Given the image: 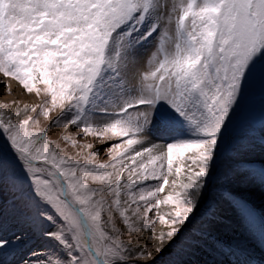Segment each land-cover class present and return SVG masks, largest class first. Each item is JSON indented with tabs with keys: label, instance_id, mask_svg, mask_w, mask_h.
<instances>
[{
	"label": "snow or ice",
	"instance_id": "6c2138e0",
	"mask_svg": "<svg viewBox=\"0 0 264 264\" xmlns=\"http://www.w3.org/2000/svg\"><path fill=\"white\" fill-rule=\"evenodd\" d=\"M0 75V264H264V0H0Z\"/></svg>",
	"mask_w": 264,
	"mask_h": 264
},
{
	"label": "rangeland",
	"instance_id": "374dc122",
	"mask_svg": "<svg viewBox=\"0 0 264 264\" xmlns=\"http://www.w3.org/2000/svg\"><path fill=\"white\" fill-rule=\"evenodd\" d=\"M0 103H5V100H7L6 103H10L11 96L14 94V90L18 89L21 90L22 94L25 96L24 100L25 103L32 104L39 102L38 98L35 97V95H27L22 90V88L18 85L17 82L11 80L10 78H5L2 75H0ZM12 83V84H11ZM10 84V85H9ZM13 85V86H12ZM8 86V88H7ZM18 86V87H17ZM12 89V90H11ZM12 93V94H11ZM6 98V99H5ZM10 98V100H8ZM12 98L17 99V96H13ZM4 100V101H3ZM28 100V101H27ZM34 100L36 102H34ZM13 102V101H12ZM248 115L254 122H259L261 120H264V85L260 83L259 80L253 85L250 93V99L248 101ZM59 116V112H54L51 116V120H55ZM41 127L48 129V135L49 132L52 130H61L57 132V135L52 136V139L50 140L55 141L56 143L60 144V147L65 150L66 154L68 155H75L76 149H73L70 145L66 144L62 137L64 134H66V130H64L62 127H51L50 121H45L41 118ZM68 133H70L73 136H79L80 133H78L74 128L70 126V128L67 130ZM62 134V135H61ZM88 139V138H87ZM86 139L80 140V143H84ZM94 149L101 147L100 141H96L94 138ZM106 158L105 153H101L99 159L103 161ZM256 206V205H255Z\"/></svg>",
	"mask_w": 264,
	"mask_h": 264
},
{
	"label": "bare ground",
	"instance_id": "6f19581e",
	"mask_svg": "<svg viewBox=\"0 0 264 264\" xmlns=\"http://www.w3.org/2000/svg\"><path fill=\"white\" fill-rule=\"evenodd\" d=\"M1 78V77H0ZM1 83V82H0ZM12 84V83H11ZM10 85V84H9ZM13 86V85H12ZM18 87V86H17ZM1 88V87H0ZM7 88H8V86H7ZM2 89V88H1ZM19 89V88H18ZM18 89H15L14 90V94L10 97L11 98V100H10V98L8 99V100H10V103H12V101H15L16 103H18V104H23V103H25L26 101L24 100V98H25V96L22 94V92H20L21 90H18ZM3 90V89H2ZM12 90V89H11ZM12 94V93H11ZM15 97V96H17V99H14V98H12V97ZM6 99V98H5ZM4 101V100H3ZM28 101V100H27ZM5 102H7V100H5ZM34 102H36L35 100H34ZM32 104H33V102H32ZM58 131H61V130H52V131H50L49 132V138H51L52 139V136H55V135H57V132ZM62 135V134H61ZM84 143H93L94 145L96 144V143H94V140H92V138H88V139H86L85 141H84ZM255 207H256V209H257V211L259 212V211H261V210H264V201H261V199L260 198H256V200H255ZM231 228H232V225H231V223L230 222H225V228H224V232H225V234H231Z\"/></svg>",
	"mask_w": 264,
	"mask_h": 264
}]
</instances>
